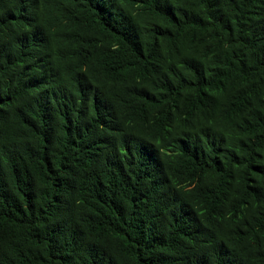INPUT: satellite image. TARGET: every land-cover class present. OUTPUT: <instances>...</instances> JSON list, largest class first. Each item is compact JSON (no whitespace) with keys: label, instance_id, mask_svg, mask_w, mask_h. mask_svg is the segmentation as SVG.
<instances>
[{"label":"trees","instance_id":"obj_1","mask_svg":"<svg viewBox=\"0 0 264 264\" xmlns=\"http://www.w3.org/2000/svg\"><path fill=\"white\" fill-rule=\"evenodd\" d=\"M0 264H264V0H0Z\"/></svg>","mask_w":264,"mask_h":264}]
</instances>
